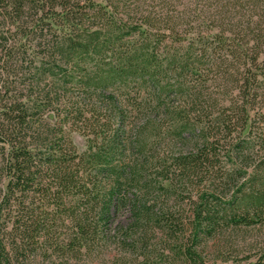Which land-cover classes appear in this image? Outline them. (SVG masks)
<instances>
[{"label":"trees","instance_id":"1","mask_svg":"<svg viewBox=\"0 0 264 264\" xmlns=\"http://www.w3.org/2000/svg\"><path fill=\"white\" fill-rule=\"evenodd\" d=\"M0 54V264L264 225V0H0Z\"/></svg>","mask_w":264,"mask_h":264},{"label":"rangeland","instance_id":"2","mask_svg":"<svg viewBox=\"0 0 264 264\" xmlns=\"http://www.w3.org/2000/svg\"><path fill=\"white\" fill-rule=\"evenodd\" d=\"M71 138L79 152L86 150L87 136L74 131L71 133ZM185 199V203L180 202L181 207L188 210V199ZM128 216V210H123L117 215L115 222L126 223ZM183 220L187 222L186 219L183 218ZM187 228L185 226L184 230L186 231ZM185 238L181 236L180 240L165 241L159 236L152 237L148 242V247L138 242H130V240L123 244L119 240L112 239L103 247L81 258L62 261L61 258L55 256L53 260L54 264H191L180 253L181 242ZM165 246H169L170 249L164 252L163 247ZM262 249H264V225L225 228L208 242L204 255L208 264H227V262L233 263L234 261L245 262L248 256L255 258V255Z\"/></svg>","mask_w":264,"mask_h":264}]
</instances>
